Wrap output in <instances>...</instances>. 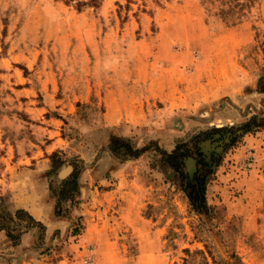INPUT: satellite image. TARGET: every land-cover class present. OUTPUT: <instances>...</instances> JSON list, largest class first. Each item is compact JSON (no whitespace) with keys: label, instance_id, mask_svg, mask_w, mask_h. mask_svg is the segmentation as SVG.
Returning <instances> with one entry per match:
<instances>
[{"label":"rangeland","instance_id":"obj_1","mask_svg":"<svg viewBox=\"0 0 264 264\" xmlns=\"http://www.w3.org/2000/svg\"><path fill=\"white\" fill-rule=\"evenodd\" d=\"M77 1L0 0V264H264V0ZM107 87L148 121L108 124Z\"/></svg>","mask_w":264,"mask_h":264},{"label":"crops","instance_id":"obj_2","mask_svg":"<svg viewBox=\"0 0 264 264\" xmlns=\"http://www.w3.org/2000/svg\"><path fill=\"white\" fill-rule=\"evenodd\" d=\"M263 8H264V2H263ZM236 31L242 33V30H237ZM198 34L201 36H205L203 34V32L198 31ZM243 34V33H242ZM200 36V38H201ZM203 61V62H202ZM197 60L198 66H200L201 64L204 63V60ZM204 65V64H203ZM202 67V66H201ZM195 74V73H194ZM192 74V75H194ZM181 77V76H179ZM178 77H174V78H170L168 82H162V84H164V88H168L164 89L166 90V97L163 98L166 99V105L165 107H174L177 106H182V105H186L189 103V97L187 95V93L184 92V88L183 89H179V82L176 79ZM183 80L182 81H186V87H188L189 85L191 87L193 86H200L201 84H204V86L206 85L205 82L203 83L202 80H188V77L182 76L181 77ZM143 86V85H142ZM206 87V86H205ZM107 89H109V93L106 95V97L104 98L106 101V106H105V111L104 114L106 116L109 117V122L108 124H111V126H115V128H119L121 125L124 126H128V125H140L145 123L146 121H148V111L145 108H148V105H146L149 102V97L150 94H146L144 92V90H142V92L140 93V97L137 96L135 98H131L129 101L126 100V98L120 97V98H112V94H113V90L110 89L109 87H107ZM207 89V87H206ZM89 97V93L80 96L79 98L82 100L88 99ZM111 99V100H109ZM157 99V98H155ZM188 100V101H187ZM185 101H187V103L185 104ZM171 111V110H170ZM256 140H258V142L264 143V129L258 131L256 133ZM120 176L119 178V183L120 184L123 182L124 179L127 178V176L121 174H118ZM144 251H141L137 256L138 258H144L146 257Z\"/></svg>","mask_w":264,"mask_h":264},{"label":"trees","instance_id":"obj_3","mask_svg":"<svg viewBox=\"0 0 264 264\" xmlns=\"http://www.w3.org/2000/svg\"><path fill=\"white\" fill-rule=\"evenodd\" d=\"M66 1H70V0H66ZM93 0H79L77 1V6L78 9H81L83 5L88 4L90 2H92ZM109 144V149L112 151V153H114L116 156H120V155H125L127 157L129 156H134V157H138L140 156L145 149L144 148H139L135 145H133V143H131L130 141H122L120 138H118L117 136L113 135L111 137ZM54 159V163H55V168L59 167L63 162L61 160H59V158H57L55 156V154L52 156ZM181 161V160H180ZM180 167V166H179ZM178 167V168H179ZM202 183L204 182V177L201 178ZM78 183V172H74L73 173V177L71 179L66 180L64 187L61 189L60 191V197L62 199L66 198V195L68 194V190H69V186L71 185L72 187L77 186ZM189 197L192 201V203H194L196 198H201L202 201H205L206 197H205V187L203 185L202 187V192H196V194H192L191 192L189 193ZM1 198V195H0ZM21 211H25L23 208L18 209L17 213L18 216H20V212ZM29 219L31 221H38L34 218V216L32 214H28ZM5 218V221H7V223H11V221L14 220L13 214H9L8 218L6 216H4L3 214H0V229H4L6 228V226L2 225L3 224V220ZM7 219V220H6ZM40 222V221H39ZM14 227H8V235L12 238H16L19 239L21 237V232L18 234H14Z\"/></svg>","mask_w":264,"mask_h":264},{"label":"water","instance_id":"obj_4","mask_svg":"<svg viewBox=\"0 0 264 264\" xmlns=\"http://www.w3.org/2000/svg\"><path fill=\"white\" fill-rule=\"evenodd\" d=\"M188 160H190V161H186L187 170H188L189 174L192 176L194 173V169L196 170L195 159L190 158ZM70 171H71V167L64 169L62 172H60L61 177H65L67 174H69Z\"/></svg>","mask_w":264,"mask_h":264},{"label":"built area","instance_id":"obj_5","mask_svg":"<svg viewBox=\"0 0 264 264\" xmlns=\"http://www.w3.org/2000/svg\"><path fill=\"white\" fill-rule=\"evenodd\" d=\"M88 249L90 250V253L89 255L85 258V261L88 263V264H91L94 262V258H95V255H94V247H92V245H89L88 246Z\"/></svg>","mask_w":264,"mask_h":264}]
</instances>
